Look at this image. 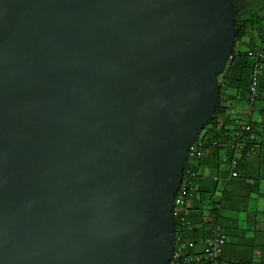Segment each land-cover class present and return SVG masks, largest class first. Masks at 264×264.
<instances>
[{
  "label": "water",
  "instance_id": "1",
  "mask_svg": "<svg viewBox=\"0 0 264 264\" xmlns=\"http://www.w3.org/2000/svg\"><path fill=\"white\" fill-rule=\"evenodd\" d=\"M235 36L231 0H0V264H168Z\"/></svg>",
  "mask_w": 264,
  "mask_h": 264
},
{
  "label": "crops",
  "instance_id": "2",
  "mask_svg": "<svg viewBox=\"0 0 264 264\" xmlns=\"http://www.w3.org/2000/svg\"><path fill=\"white\" fill-rule=\"evenodd\" d=\"M231 105L228 129L245 120L253 122V132L234 155L239 176H229L227 160L233 157L232 152L227 150L219 158L205 152L197 170L200 192L188 202L191 226L183 229V237L194 250H200L218 224L228 238L221 252L223 259L264 264V98L254 103L250 113L238 99ZM201 189L205 195L200 200Z\"/></svg>",
  "mask_w": 264,
  "mask_h": 264
},
{
  "label": "trees",
  "instance_id": "3",
  "mask_svg": "<svg viewBox=\"0 0 264 264\" xmlns=\"http://www.w3.org/2000/svg\"><path fill=\"white\" fill-rule=\"evenodd\" d=\"M231 3L234 13L236 36L231 59L227 62L223 73H221L217 77L220 104L216 109L212 120L203 128L202 132L195 141L198 142L199 139H205V150L211 151L215 158L220 157V153L221 151H223V149H221V147L219 146H211V142L217 141L223 143L224 141L228 143L229 140H231V138L233 137V134L239 129V126L241 125H237L231 130L228 129V127L230 126L229 114L232 108L231 102H233L235 99L244 102V105L246 106V108H248V113H250V110L254 107V103L250 101L251 99L249 96L250 74L253 68V61L249 54L253 51L261 49L264 45V5L259 11L254 13L250 10L246 11L244 8H242L241 0H231ZM248 35H255L256 40L254 39L252 42H249L246 45L244 43V39L246 37H249ZM244 45H246L248 49H246ZM262 98H264V62L255 100L258 101ZM251 133L245 135L244 142L242 144L245 143L246 139L251 135ZM227 149L225 151H227ZM232 154L234 155L233 152ZM202 159L203 157L199 160L196 168L192 169L196 173ZM188 168L189 163L187 162L185 170ZM197 181L198 176H196V179H194V185L197 187V191L194 192L192 199H194L197 192H200V188L198 189L199 186L197 184ZM204 195L205 194L201 189L200 200L204 198ZM186 218L189 220L188 214L186 215ZM174 220L176 226V234H179L183 231L184 228L181 226L176 216H174Z\"/></svg>",
  "mask_w": 264,
  "mask_h": 264
},
{
  "label": "built area",
  "instance_id": "4",
  "mask_svg": "<svg viewBox=\"0 0 264 264\" xmlns=\"http://www.w3.org/2000/svg\"><path fill=\"white\" fill-rule=\"evenodd\" d=\"M249 55L253 61V68L250 74L249 96L250 101L255 103L258 84L263 70L264 45L261 49L253 51ZM251 132H253V122L251 120H245L241 123L239 129L233 134V137L228 143L224 141L223 143L212 141L211 146L221 147L223 149L221 151L222 155L227 148V150L232 151L235 155V152L242 148L245 135ZM204 144L205 139H199L189 149L185 162V166L187 162L189 163V168L185 170L184 167L182 181L174 199L173 215L178 218L184 230L191 226L190 221L186 218L188 202L192 199L194 192L197 191V187L194 185V179H196L197 173L192 169L196 168L199 160L207 151L205 150ZM221 153L220 156H222ZM234 155L230 160H227L230 178L238 177V162L237 157ZM222 159L225 161V158ZM216 180L217 178H214V181ZM227 241V235L218 224H215L213 227V236L203 243V248L200 250H194L191 245L184 241L183 232L175 234L173 251L168 264H243L230 262L221 257L222 248Z\"/></svg>",
  "mask_w": 264,
  "mask_h": 264
},
{
  "label": "rangeland",
  "instance_id": "5",
  "mask_svg": "<svg viewBox=\"0 0 264 264\" xmlns=\"http://www.w3.org/2000/svg\"><path fill=\"white\" fill-rule=\"evenodd\" d=\"M263 5H264V0H241V7L244 8L246 11L250 10L251 12H254V13L259 11L263 7ZM248 36L249 37H246L244 39V43L246 45L249 42H252L254 39L256 40L255 35H248ZM246 45H244V46L246 47V49H248V47ZM263 111H264V109H263ZM247 112H248V109H247Z\"/></svg>",
  "mask_w": 264,
  "mask_h": 264
}]
</instances>
